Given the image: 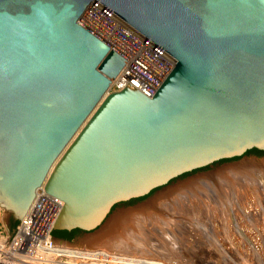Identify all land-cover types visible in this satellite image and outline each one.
I'll use <instances>...</instances> for the list:
<instances>
[{"label": "water", "instance_id": "95a60500", "mask_svg": "<svg viewBox=\"0 0 264 264\" xmlns=\"http://www.w3.org/2000/svg\"><path fill=\"white\" fill-rule=\"evenodd\" d=\"M94 1L174 57L153 95L109 91L124 59L80 24ZM253 148L264 150V0H0L9 236L42 185L64 203L54 230L79 229L83 242L116 212L211 171L185 174L258 159Z\"/></svg>", "mask_w": 264, "mask_h": 264}, {"label": "bare ground", "instance_id": "6f19581e", "mask_svg": "<svg viewBox=\"0 0 264 264\" xmlns=\"http://www.w3.org/2000/svg\"><path fill=\"white\" fill-rule=\"evenodd\" d=\"M251 159L192 176L158 193L144 205L116 212L99 239L84 240L82 245L100 253V264H176L172 260L174 253L179 255L191 240L207 243L219 253L227 251L229 247L222 249L219 241L232 232V215L238 222L248 224L259 222V216L264 215V160ZM3 249L0 243V251ZM12 250L9 254H15ZM185 251L191 253L190 249ZM14 259L12 255L0 264H22Z\"/></svg>", "mask_w": 264, "mask_h": 264}, {"label": "built area", "instance_id": "2783aa9c", "mask_svg": "<svg viewBox=\"0 0 264 264\" xmlns=\"http://www.w3.org/2000/svg\"><path fill=\"white\" fill-rule=\"evenodd\" d=\"M79 22L124 59L109 91H119L128 83L151 96L175 64L174 57L100 2H92ZM63 204L61 199L45 192L43 185L39 187L9 237L6 252L1 253L7 254L6 258L13 255L15 262L22 264H100L103 257L96 250L58 243L53 238V224ZM9 250L15 254H9Z\"/></svg>", "mask_w": 264, "mask_h": 264}, {"label": "rangeland", "instance_id": "374dc122", "mask_svg": "<svg viewBox=\"0 0 264 264\" xmlns=\"http://www.w3.org/2000/svg\"><path fill=\"white\" fill-rule=\"evenodd\" d=\"M246 156L251 157V156H255V155L254 154H248ZM259 158H260L259 160H264V155H262V156L260 155ZM223 162L224 161H219L217 163H214L212 167H206V168H203V169H200V170L199 169L195 170L192 173H189V174H186L184 176H181L180 179L186 178V176L188 177V176H191V175H196V174H198V173H200L202 171H213L216 168H218L219 166H221V164ZM174 182H176V180H174L172 183H174ZM260 182L262 183V181H260ZM137 201L138 200H130L128 202L123 203V206L134 205ZM116 207H117V205H116ZM259 218H260L259 222H257V223L252 222L251 224H248V221H246V223H242V222L240 223V221L238 222L236 219H234V215H232V217H231L232 221L230 222V225H232L231 226L232 232L230 231L231 233L226 234L224 236V238H223L224 240H220L219 241V243L221 244L222 249L225 248V246L229 247V249L227 251L222 250L223 251L222 252L220 250V253H219L217 250L214 251V248L212 246L206 245L207 243H205V244L201 243L199 241V239H197V240L200 242V244L198 242L192 241L190 239L191 242L186 243V247H188L187 249L191 250V253L185 251V250H187L186 247H185L179 253V255H181V253H183L181 255L182 256L181 259H180L179 255H178V253H174V256H176V257L173 258L172 260L176 264H253V263L262 264V263H264V246H262V245H264V242H262V241H264V222H262V221H264V215L259 216ZM253 227H254V231H252ZM1 230L3 232H0V243H2V245L4 246L3 251L5 253L6 249L8 247V241H9V237L10 236L8 235V232H7L3 222L1 220V211H0V231ZM253 232H255L256 235ZM80 233H81V231L72 240H69V243L68 242H63V243L64 244L67 243L68 245H72L73 247L75 246V247H79V248H84L82 243L77 240V237L80 235ZM233 233H235V234H233ZM231 234H233L234 237H235L234 241L232 239ZM241 237H242V240L240 239ZM236 239H239V240H236ZM202 240H203V238H202ZM259 242H261V243H259ZM239 244H241V246ZM259 245H260V249L261 250H259ZM197 246H199V247H197ZM1 252L2 251H0V261L7 259L5 257V256H7V254L1 253ZM193 253H195V254H193ZM260 254H262V255H260ZM190 259H191V261H190ZM137 264H141V263H137Z\"/></svg>", "mask_w": 264, "mask_h": 264}, {"label": "trees", "instance_id": "16d2710c", "mask_svg": "<svg viewBox=\"0 0 264 264\" xmlns=\"http://www.w3.org/2000/svg\"><path fill=\"white\" fill-rule=\"evenodd\" d=\"M251 151L256 153V154L264 153V151H259L258 149H255V148L248 150V152H251ZM143 198L144 197H140V198L132 199V200H141ZM16 224H17V221H14L12 227H14ZM79 232H80L79 229H73L71 231H68V230H53L52 231V236H53V238H59V239H64V240H68L69 241V240H72Z\"/></svg>", "mask_w": 264, "mask_h": 264}, {"label": "flooded vegetation", "instance_id": "af4514ba", "mask_svg": "<svg viewBox=\"0 0 264 264\" xmlns=\"http://www.w3.org/2000/svg\"><path fill=\"white\" fill-rule=\"evenodd\" d=\"M259 151H264V150H259ZM248 154H254L255 156H257V157H259L260 155L262 156V155H264V153H262V154H256V153H254V152H246V154L245 155H248ZM223 161V160H222Z\"/></svg>", "mask_w": 264, "mask_h": 264}]
</instances>
